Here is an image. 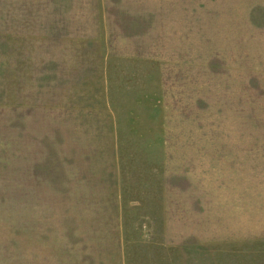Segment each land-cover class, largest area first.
I'll return each mask as SVG.
<instances>
[{"label":"rangeland","instance_id":"obj_1","mask_svg":"<svg viewBox=\"0 0 264 264\" xmlns=\"http://www.w3.org/2000/svg\"><path fill=\"white\" fill-rule=\"evenodd\" d=\"M0 264H264V0H0Z\"/></svg>","mask_w":264,"mask_h":264}]
</instances>
